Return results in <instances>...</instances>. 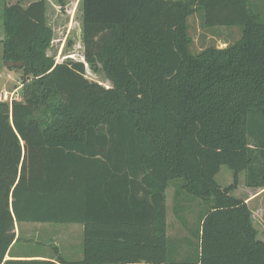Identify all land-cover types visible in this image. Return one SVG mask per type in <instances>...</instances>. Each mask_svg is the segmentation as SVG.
Returning <instances> with one entry per match:
<instances>
[{
    "label": "trees",
    "instance_id": "16d2710c",
    "mask_svg": "<svg viewBox=\"0 0 264 264\" xmlns=\"http://www.w3.org/2000/svg\"><path fill=\"white\" fill-rule=\"evenodd\" d=\"M46 12L45 0H0L3 60L33 76L22 99L0 101V264H175L171 186L177 205L203 203L186 264H264L235 196L242 173L264 189V0H83L85 62L48 55ZM196 12L207 28L241 27V39L192 53ZM15 223L83 225L84 259L5 261Z\"/></svg>",
    "mask_w": 264,
    "mask_h": 264
},
{
    "label": "rangeland",
    "instance_id": "374dc122",
    "mask_svg": "<svg viewBox=\"0 0 264 264\" xmlns=\"http://www.w3.org/2000/svg\"><path fill=\"white\" fill-rule=\"evenodd\" d=\"M30 2V0H6V4L8 5L21 3L24 7H27L28 3ZM74 3V7H78V3ZM71 7H73V4ZM79 34L80 30L78 27H74L70 39L68 40L71 44L65 47L63 46V51H61V45L59 44L58 40H55L49 49L48 55L55 58L56 63H62L66 61L65 57L69 55L73 56V58L70 59L75 61H84V48L81 44V40L79 39ZM56 35L59 37V33H56ZM189 35L193 41L191 51L192 53L197 54L211 46L217 47L218 49H223L236 43L242 37V29L241 27L237 26L231 28H207L204 26L202 14L200 12H196L195 15L191 16L189 19ZM4 39V32L0 17V101L11 103L13 100L22 99V94L24 93L23 89H25L31 82L33 76L28 75L24 77V70H9L4 67ZM99 68L100 67H98V69ZM86 69L88 79L98 82L106 88L111 87L110 81L106 78L105 73L101 68L98 70V72H94L93 69L91 71L88 65H86ZM23 85L26 87L24 88ZM244 175H241V180L239 179L238 190L235 192V196L241 199L250 198L251 196L249 192L250 190L244 181ZM233 179V172L226 166L222 167L221 172L216 177L217 182L222 187L230 186L233 183ZM262 191H264V189H259L258 191L253 190L255 194H253V197L249 199L250 201L252 200L249 207L252 210L253 223L257 230V240L264 243V192ZM169 194L172 198L173 191L171 193L169 192ZM202 209L203 207L201 210ZM29 225L30 226H21V235L25 238L32 239L34 243H40L43 241V239H40L44 238L43 236L47 237L48 239L50 237L52 238L50 240L55 242L59 241L58 239H64L67 235L69 237L67 241L68 245H70V242L76 244L79 241V233L73 228L75 227L81 230V226L79 225L46 224L44 226H37V224L31 223ZM32 226H34V228ZM47 241L48 240L45 242ZM46 246L48 250H50V246L47 243ZM77 247L78 244L75 245V250ZM80 247L82 248V244ZM79 250L80 248L77 249V252H79Z\"/></svg>",
    "mask_w": 264,
    "mask_h": 264
},
{
    "label": "crops",
    "instance_id": "0c3cea01",
    "mask_svg": "<svg viewBox=\"0 0 264 264\" xmlns=\"http://www.w3.org/2000/svg\"><path fill=\"white\" fill-rule=\"evenodd\" d=\"M27 7L33 3L40 0H30ZM47 6V24L53 31V40H58L63 51V46H67L70 43V39L73 28L80 30L79 39L83 45V0H45ZM78 3V7H74L75 3ZM73 4V7L71 5ZM13 5V4H12ZM56 33H59L56 35ZM51 44V46H52ZM50 56V55H49ZM52 57V56H51ZM65 60H73L72 55L66 56ZM84 58V56H83ZM56 61V60H55ZM75 61V60H73ZM85 62V58L84 61ZM89 67V66H88ZM90 69V68H89ZM91 70V69H90ZM92 71V70H91ZM222 169V168H221ZM240 174L239 179L241 180ZM246 175H244V181ZM234 180V179H233ZM170 189V190H169ZM261 189V188H259ZM259 189L249 188L250 198L255 194L254 191ZM173 191L172 198L170 197L169 192ZM264 192V191H262ZM175 188L171 186L166 192V205H167V238H168V254L171 257L170 259L175 264H186L190 259L195 258L197 255V244L200 231L201 219L203 217V203L200 201H192L190 199L182 200L177 205L174 201ZM250 198H245V202L250 205ZM30 223L23 224H14L15 240L12 244L8 254L5 257V261L8 260H51L56 259L57 255H61L67 260L71 261H80L84 259V236L85 229L83 225L75 224L81 226V230L74 228L79 233L78 247L75 250V245L69 243V237L66 235L64 239H58L59 241H51L45 236L43 241L40 243H34L32 239L25 238L21 235L20 228L21 226H30ZM33 224V223H31ZM46 224H37V226H44ZM34 228V226H32ZM72 228V229H73ZM83 228V230H82ZM198 234V235H197ZM45 235V234H43ZM197 235V236H196ZM48 240L47 242H45ZM46 243L50 246L48 250ZM65 244V245H64ZM82 244V248L80 247ZM80 248L79 252L77 249ZM83 250V252H82ZM78 259V260H76Z\"/></svg>",
    "mask_w": 264,
    "mask_h": 264
},
{
    "label": "water",
    "instance_id": "95a60500",
    "mask_svg": "<svg viewBox=\"0 0 264 264\" xmlns=\"http://www.w3.org/2000/svg\"><path fill=\"white\" fill-rule=\"evenodd\" d=\"M25 64L23 62L5 61L4 67L9 70H22Z\"/></svg>",
    "mask_w": 264,
    "mask_h": 264
},
{
    "label": "built area",
    "instance_id": "2783aa9c",
    "mask_svg": "<svg viewBox=\"0 0 264 264\" xmlns=\"http://www.w3.org/2000/svg\"><path fill=\"white\" fill-rule=\"evenodd\" d=\"M5 102V101H4Z\"/></svg>",
    "mask_w": 264,
    "mask_h": 264
},
{
    "label": "flooded vegetation",
    "instance_id": "af4514ba",
    "mask_svg": "<svg viewBox=\"0 0 264 264\" xmlns=\"http://www.w3.org/2000/svg\"><path fill=\"white\" fill-rule=\"evenodd\" d=\"M5 62V61H4Z\"/></svg>",
    "mask_w": 264,
    "mask_h": 264
}]
</instances>
